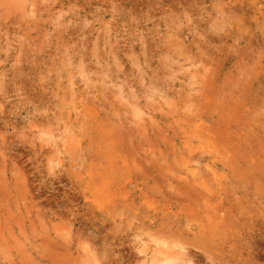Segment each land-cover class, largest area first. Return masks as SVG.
<instances>
[{"label":"rangeland","instance_id":"1","mask_svg":"<svg viewBox=\"0 0 264 264\" xmlns=\"http://www.w3.org/2000/svg\"><path fill=\"white\" fill-rule=\"evenodd\" d=\"M0 264H264V0H0Z\"/></svg>","mask_w":264,"mask_h":264},{"label":"bare ground","instance_id":"2","mask_svg":"<svg viewBox=\"0 0 264 264\" xmlns=\"http://www.w3.org/2000/svg\"><path fill=\"white\" fill-rule=\"evenodd\" d=\"M151 124V123H150ZM172 259V258H171ZM167 260V259H166ZM170 262H172V261H170Z\"/></svg>","mask_w":264,"mask_h":264}]
</instances>
